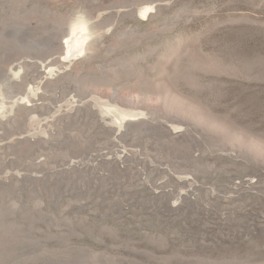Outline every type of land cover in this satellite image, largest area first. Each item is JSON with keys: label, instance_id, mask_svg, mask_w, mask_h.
Segmentation results:
<instances>
[{"label": "rangeland", "instance_id": "1", "mask_svg": "<svg viewBox=\"0 0 264 264\" xmlns=\"http://www.w3.org/2000/svg\"><path fill=\"white\" fill-rule=\"evenodd\" d=\"M21 1L0 0V20L12 21L0 25V99L30 97L44 107L2 118L9 122L0 128L7 147L0 201L9 208L14 198L43 197L58 216L34 237L47 247L37 255L85 264L89 249L136 264H264V0ZM44 10L51 13L44 26H55L52 51L22 28ZM146 11L153 13L149 19ZM83 12L109 52L49 89L48 71L64 57L59 43ZM31 62L37 70L28 68L18 83L14 74ZM36 86L42 89L31 95ZM113 92L139 102L153 117L150 128L124 136L111 125L112 132H103L99 123L114 117L95 102ZM166 94H176L188 111L169 109ZM70 100L94 114L70 120ZM178 127L193 137L173 140ZM36 139L43 146L35 151L11 149ZM122 151L134 156L127 172L99 162ZM19 179L20 188H6Z\"/></svg>", "mask_w": 264, "mask_h": 264}, {"label": "bare ground", "instance_id": "2", "mask_svg": "<svg viewBox=\"0 0 264 264\" xmlns=\"http://www.w3.org/2000/svg\"><path fill=\"white\" fill-rule=\"evenodd\" d=\"M23 2H24V0H23ZM5 4H6V2H5ZM40 12H41V14H40ZM40 12L37 15L38 16L37 18L28 19L24 22L23 25L22 24L21 25H22V28L26 34H28L30 36L35 35L36 37L39 36L42 38V40L47 42L46 44L49 43L50 45H52L50 48V51H52L53 47H54V43L57 41L56 34L54 35V33H52V31H51V30H54L55 26L53 27V29H49L48 27H45L43 22L46 21L45 18L47 17V15L49 16L51 13L47 10H44L43 12L40 11ZM152 15H153V13L148 12V11L143 12V14H142L144 19H149ZM8 17H6V15H5V17L3 18L4 20L3 19L0 20V25L1 24L5 25L8 23L11 24L12 21ZM90 19H92V18L90 17L89 14H87V12H83L81 15H77L75 22L72 23L71 28H70L71 29L70 34H69L70 37L68 39H66L64 43L62 42L60 44L58 42L59 46L57 49L60 50L59 52L64 57L62 59V62L59 64L58 69H54V70L52 69V70L48 71L49 78H48V81H47V79H45V82H48L46 86L49 89L55 88L57 85V84H55V82H58L60 80L62 81L64 79L63 74H65L67 72L69 74H73V71H76L78 69L89 70L87 66L90 65L92 62H94L100 56V54L102 52H104V53H106V51L109 52V49L105 47L106 41H105L104 36L99 35L96 32L97 31L96 26L94 24H92ZM5 28H6L5 33L10 34L9 29H8L9 26H7ZM0 30H3V29H0ZM16 32H17V29H16ZM134 34H135V32H134ZM36 37L34 40H36ZM126 37H127V35H124L123 39H125V41L129 40ZM130 41H131V39H130ZM32 48H35V47H32ZM27 49H28V47H27ZM18 51H20V50H18ZM50 51H47V53L45 51V53L50 55L49 54ZM26 53H27V51H26ZM1 64H3V63L1 62ZM36 64L37 63L31 62V64H29V65L20 66L18 71L16 72V74H14L13 77L17 78L18 83H19V79L24 81L23 80L24 75L28 74V68L29 69L33 68L34 70L35 69L37 70V68L35 66ZM28 75H30V74H28ZM46 75H47V73H46ZM67 76H70V75H66L65 77H67ZM20 84H22V83H20ZM40 87H42V85H40ZM40 87L36 86V88H32L31 89L32 90L31 95H34L36 92H38L39 89H42ZM156 92L158 93V91H156ZM163 93H166V92H164V89H163ZM166 95H167L166 98H168L167 107L169 109L170 108L171 109L176 108V109H178V111H177L178 113H180L179 111H183L182 108L185 109L186 111H188L187 107L184 105V103L179 98H177L176 94H173L175 96H172L171 94H166ZM104 97H106V98L96 99L95 106H97L102 113H112L114 118L110 124L105 123V122L99 123L100 128L103 132H112L113 127L111 128V125L115 126L113 132H122L123 134H125L124 136L127 135L126 131L128 129H129L128 133L129 132L135 133V130L137 132H141V131L145 130L147 127L150 128L149 127L150 124L148 121L151 120L153 117L149 116L147 113H145L143 111H140L142 105L138 104L139 102H137L135 100L129 99L128 94H126L124 92H118V93L113 92V94L111 96L104 95ZM166 102H165V104H166ZM78 104H79V102H77L76 100L68 101L67 110H68V118L70 120H79L80 118H83L85 116L89 117V116H92L94 114V111L91 107H88V106L85 107V106H81ZM43 107H44V105L41 103H38V100L32 101L30 99V97H29V99L26 97V98L22 99L21 101L12 102V103H6L2 97L0 99V128L9 122V120L5 121L2 118L7 117L15 109L19 114H25V113H29V112L35 114V113L41 112ZM136 120H138V121H136ZM32 123L34 125H37L40 123V120L33 119ZM39 132L47 134V131L44 130L43 128ZM170 134H171L170 137L173 138V140L174 139L180 140L182 138L185 139L186 137H191V136L193 137L192 134L191 135L189 134V129H183L181 127L176 128L175 132H172ZM34 135H37V134H34ZM23 141H25V142L20 141L17 145L14 146V148H11L10 146H8V149L11 148L14 150H23V148H25L27 146V147H30V149H32L33 151H35V150H37L43 146V143L41 140L36 139V140H32V141H28V140H23ZM47 141H48L47 139H44L43 142H46L48 144ZM0 142H1V140H0ZM0 151H1L0 152V166H1V165L6 163L4 154H6L5 152L7 151V147L5 145L0 144ZM126 152L127 151L121 152L124 154V156H118V154H115V156H113V157L112 156H108V157L105 156L107 158H102V159L99 158L101 160L99 162H101L102 164H105L107 166H110V165L114 166L115 168H117V170L119 171L120 174L123 172H127V170H128L127 163H129V161H132V160L134 161V156L130 155L129 153H126ZM134 155L136 156V154H134ZM98 157H100V156H98ZM96 161H98V160L96 159ZM63 171H59V174H61ZM28 179H33V178H28ZM21 184H22V181L19 179V180H17V182L15 184L6 185V188H12L14 185L16 187L20 188ZM0 198H2V197L0 196ZM14 199L15 200H13L11 202V206L9 208H7L6 204H4L2 201H0V220H1V218L3 220H8V219L16 220L18 218L19 220H16L17 224L19 225V223H20V226H17V224L15 225V223H10L8 226H6V225L1 226V223H0V264H69L68 262H70V260L69 261L67 260V262L61 261V260L59 262H57L54 260H48L47 254L45 256H38L37 255V253H39V254L41 252H42L41 254L45 253L44 248L46 247V245L43 248L41 246L42 244H40L38 242L39 241L41 242V240H44V239L42 238V239H39V241L34 242L33 241L34 237L39 236V235L43 236V233H44V231L47 230V228L50 230V225H48V222L52 221V220L56 221V219L58 217V216H55L54 214H51L49 212V210L46 208V205H47L46 199H44L43 197L38 199V200L32 199L33 203L29 200H28L29 202L26 203L21 198H14ZM28 199H30V198L28 197ZM23 204L25 205V208H29L28 214H26L24 212L25 208L21 207ZM37 211H39V212H37ZM36 213H38V214L36 215ZM29 217L30 218L32 217V220H27ZM27 221H29V222H27ZM24 223H27V224L24 225ZM36 224L41 226V227L39 229H35L34 226H36ZM56 229H59V227H56ZM47 235H49V234L47 233ZM47 241H48V239L46 240V242ZM56 252H59V251H56ZM83 252H85L87 257L85 259H82L80 262L85 263V264H88V263L90 264L92 261L94 263H98V264H106V263L110 264L116 260H117V262H116L117 264L118 263L119 264H136L133 261H131V259H129V258H125V257H121V256H113V255L109 254L107 250L105 252L104 251L98 252V251H91V250L87 249V250H84ZM61 254H64V253H61ZM48 256H49V254H48ZM51 256H54V255L52 254ZM66 259H68V258H66ZM56 260H58V259H56ZM63 260H65V259H63Z\"/></svg>", "mask_w": 264, "mask_h": 264}]
</instances>
